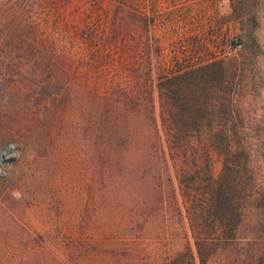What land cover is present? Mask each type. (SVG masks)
<instances>
[{"label":"trees","instance_id":"obj_1","mask_svg":"<svg viewBox=\"0 0 264 264\" xmlns=\"http://www.w3.org/2000/svg\"><path fill=\"white\" fill-rule=\"evenodd\" d=\"M108 1L36 0L34 37L19 24L24 51L2 62L0 121L10 135H30L36 159L14 208L4 197L13 177L0 175V230L62 232L103 264H264L256 0L234 11L240 53L187 66L170 63L155 37L144 41L142 12ZM49 16L62 58L42 36ZM90 170L98 188L89 205L81 186ZM33 210H43L40 224ZM36 257L67 264L50 251Z\"/></svg>","mask_w":264,"mask_h":264},{"label":"rangeland","instance_id":"obj_2","mask_svg":"<svg viewBox=\"0 0 264 264\" xmlns=\"http://www.w3.org/2000/svg\"><path fill=\"white\" fill-rule=\"evenodd\" d=\"M46 2L49 0H40ZM106 7L108 0H98ZM125 5L138 9L142 12L147 23L143 26V39L152 43V37L158 39L164 45V57L170 63L189 65L201 63L207 60L222 59L227 55H236L243 50L236 51L235 44L240 41L241 24L235 18L234 11L243 14L249 10V0H119ZM36 0H0V69L3 61L13 60L22 53L18 38L21 35L19 24H25L29 37L33 38L35 32L31 28V7ZM118 4V2H116ZM259 11L255 30V36L261 45L264 44V0H256L254 10ZM43 19L46 18L43 16ZM45 28L43 39L51 45L55 42L57 57L62 58L64 43L57 34L54 35L52 18ZM40 38V34H38ZM242 44V43H241ZM243 46V45H242ZM166 55V56H165ZM178 58V59H177ZM178 63V64H177ZM180 64V65H182ZM8 66V62H5ZM168 65V63H167ZM4 66V65H3ZM13 67V66H12ZM56 71L63 68H48ZM1 82V80H0ZM263 99H257L252 104L254 114L252 125L259 124L261 118V106ZM4 102L0 96V113L4 111ZM1 115V114H0ZM30 135H10L0 121V152L8 145L16 147V160L18 165L9 162L0 166V175L10 172L12 180L8 184V194L5 200L12 204L20 200L22 189L28 185L29 179H34V166L36 153L30 140ZM14 141H21L18 146ZM82 183L81 196L84 203L94 204L96 201V189L98 179L96 174L90 170ZM4 184L0 182V192ZM4 197L2 199L4 200ZM30 197L26 198L27 200ZM96 204V203H95ZM92 207V206H91ZM14 208V207H13ZM43 211V210H40ZM33 210L30 220L40 224L45 218L43 212ZM70 235L62 232H53L51 235L44 233H32L29 236L11 232L8 229L0 230V264H50L46 258L36 255L50 251L67 264H103L98 259L88 260V255L93 254V247H82ZM99 250V247H97ZM87 251V252H86ZM105 264V263H104Z\"/></svg>","mask_w":264,"mask_h":264},{"label":"water","instance_id":"obj_3","mask_svg":"<svg viewBox=\"0 0 264 264\" xmlns=\"http://www.w3.org/2000/svg\"><path fill=\"white\" fill-rule=\"evenodd\" d=\"M16 147L14 145L5 146L0 152V166L16 160Z\"/></svg>","mask_w":264,"mask_h":264},{"label":"built area","instance_id":"obj_4","mask_svg":"<svg viewBox=\"0 0 264 264\" xmlns=\"http://www.w3.org/2000/svg\"><path fill=\"white\" fill-rule=\"evenodd\" d=\"M242 47H243L242 44L237 41L236 44H235V50L236 51L241 50Z\"/></svg>","mask_w":264,"mask_h":264}]
</instances>
